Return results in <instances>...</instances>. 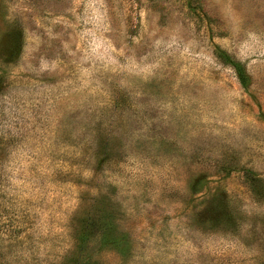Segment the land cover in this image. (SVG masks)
I'll list each match as a JSON object with an SVG mask.
<instances>
[{
	"label": "rangeland",
	"instance_id": "rangeland-1",
	"mask_svg": "<svg viewBox=\"0 0 264 264\" xmlns=\"http://www.w3.org/2000/svg\"><path fill=\"white\" fill-rule=\"evenodd\" d=\"M0 264H264V0H0Z\"/></svg>",
	"mask_w": 264,
	"mask_h": 264
},
{
	"label": "trees",
	"instance_id": "trees-1",
	"mask_svg": "<svg viewBox=\"0 0 264 264\" xmlns=\"http://www.w3.org/2000/svg\"><path fill=\"white\" fill-rule=\"evenodd\" d=\"M236 74H237V77H238V80H239L240 84L241 85H245V83H246V75H245L244 71L238 70Z\"/></svg>",
	"mask_w": 264,
	"mask_h": 264
}]
</instances>
